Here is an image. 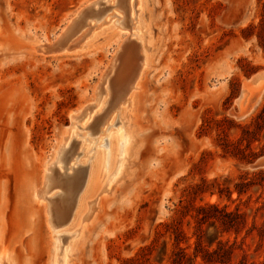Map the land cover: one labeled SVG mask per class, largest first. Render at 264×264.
Listing matches in <instances>:
<instances>
[{
  "label": "rangeland",
  "instance_id": "1",
  "mask_svg": "<svg viewBox=\"0 0 264 264\" xmlns=\"http://www.w3.org/2000/svg\"><path fill=\"white\" fill-rule=\"evenodd\" d=\"M111 4L0 0V254L7 251L13 264H55L56 242L62 250L69 245L64 238L72 233L61 226L52 230L45 212L48 202L36 194L56 160L59 171L70 177L88 166L86 181L94 176L97 191L103 189L97 220L87 225L88 236L79 244L74 264H125L135 256L142 264H172L174 237L166 224L175 219L189 237L182 245L190 246L191 252L199 234L212 241L213 248L222 241L229 250L223 262L199 257L191 264H264V128L244 132L264 106V91L244 111L242 101L258 87L251 83L239 101L249 79L264 70V27L259 25L264 0L136 2L134 27L142 22L138 36H146L153 52L135 93L131 124L147 138L131 159L129 170L134 174L128 173L109 192L125 159L127 129L118 111L99 121L102 113L95 111L111 107L100 106L106 94L105 99L112 100L109 81L118 92L122 87L129 40L100 83L118 46L132 31L123 26L127 13L112 10ZM107 10L117 15L99 28L90 46L59 51L50 46L65 43L80 21L100 25L103 20L95 16ZM99 87L107 93L96 110L69 130L64 153L70 151L71 140L73 148L78 147L66 166L55 156L71 116L94 100ZM229 140L240 144L253 161L226 153ZM98 150L101 165L94 171ZM214 178L229 191L220 193L216 185H209L213 194H192L191 186ZM59 191L63 188L47 196ZM191 202L216 203L219 209L211 211V221L200 222L192 216L194 209L180 215Z\"/></svg>",
  "mask_w": 264,
  "mask_h": 264
},
{
  "label": "bare ground",
  "instance_id": "2",
  "mask_svg": "<svg viewBox=\"0 0 264 264\" xmlns=\"http://www.w3.org/2000/svg\"><path fill=\"white\" fill-rule=\"evenodd\" d=\"M108 1H110V3L113 1V4H111L112 10L120 9L127 13V15L129 16L128 17L129 19L127 20L128 21L127 23L123 24V26L132 29V31L128 34L127 37L123 38L122 44L118 46L116 52L114 53L112 57L111 63L108 65L107 70L102 75V80H101L100 85L103 82L104 76L108 74L109 68H111L112 66H115L117 54L124 47V45H126L125 43H128L127 41L129 40L130 45L129 47H126L127 50L129 49L127 51L129 53L126 54L128 57L126 58L127 59V71L125 74L126 76H122L123 78L122 87L119 92H118L119 89L114 84V82L110 83L109 81V85H110L109 91L111 92V96H112L111 101H107L105 99L107 97V94H106L107 90L99 87V89L97 88L96 90L94 100H92L91 103H89L85 107H82L80 111H77L76 113L72 114L70 126L66 129L64 133L65 135L62 138V143L60 144L57 150L55 159L59 160L61 158L62 160L66 161V164H65L66 166L69 164V160L73 157L75 153H77L76 149L78 147L76 146L73 148V145H71L73 140H71V142L69 143V146H71L70 151L68 153H64L65 142L67 141V137L70 136L69 130L72 128V126L76 122L81 121L83 118H85L87 114H89L93 110H96L94 109L96 108V103L98 104V100L100 99V97L103 96V94H106L102 100V104L100 103L101 105L100 104L99 105L102 106L105 104L107 105L110 104L111 107H109V109L105 111L106 114H104L105 113L104 107L103 108L100 107L102 109L96 110L95 111L96 114L102 113L100 116H98L97 121H99L100 119H107L110 116L111 114L110 112L112 110H113L112 112L118 111L119 114L122 116V119L125 120V121L123 120V122L125 123V126H126L125 128L127 129V143L125 144V149H124L125 159L121 161L122 166H121V169L119 170V173L114 178L113 186H111L108 189L109 192H112L113 190L112 188L118 185L120 182L122 183V180L126 178L125 176L128 173L131 174L130 176H132V173L134 174L133 172L134 169L129 170L130 166L132 165L131 159L133 155H136L135 153H137L139 149L144 147L145 142H146L147 135H144V133H142L141 130H139V128L136 127L135 125L133 128L131 121L134 120L132 117V111L134 109L135 93H136V90L140 88V80L144 72L150 65L151 56H152L153 51H151V48L149 46L150 42L146 41V36L145 35L138 36L139 31L143 27L142 22H141L142 26L134 27L136 23H134L135 17H132L133 9H134V5L136 4V2L140 3V0H135L134 2H132V0H108ZM115 14H116L115 12L108 11V12H103L102 14H97L96 16L94 15L100 21L103 20L101 21L102 23L99 22L101 23L100 25L91 24L89 22L85 24V23H82L83 21L82 22L80 21L76 23L75 26L73 25L71 36L68 37L65 43H63L61 46H58L57 45L58 41L50 42V46L51 47L53 46L55 48V51L58 49H61L62 47L63 48L68 47L70 49L79 47L81 49V48L90 46L95 40L96 36L99 35L100 33L98 32L99 28L103 26L106 22H108V19H111ZM105 18H107V20ZM87 20H88V17L86 18V21ZM133 28L136 30L135 32ZM80 49H76L75 51L80 50ZM263 74H264L263 71L259 72L258 75L254 74L252 78L249 79L248 81L249 86L243 87L242 93L239 97V101H241L242 98H244V95L247 92V88L250 87L251 83H255L258 85V87L254 90V92H251V96L249 98H245L242 101L243 105H245L243 107L244 111L249 110L251 107H253V105L256 104L259 100L258 95L262 91H264V75ZM114 96H116L115 100H114ZM96 114L94 115L93 118H96ZM112 116H114V114ZM116 146H117L116 140L114 137H112L110 141V148L114 150V154L116 151ZM95 156H97L96 158L97 160L96 161L94 160L95 161L94 165L91 166L94 171L97 170L99 166L101 165L102 152L98 150ZM133 158H135V156ZM113 160L114 161H112L111 165H115V158H113ZM56 162L57 161L54 160L53 162L49 164L48 166L49 173L47 172L46 174H44L43 182L38 187L36 194L39 198L43 197L48 202L46 203V206H45V212L47 215V222L51 226L52 230H55L56 228L61 226L65 228L64 230L65 232L67 231V232L72 233L70 234L69 237L64 238V243L65 244L68 243L69 245L65 247L63 250L61 249L62 246L60 245V243L56 242L57 249L55 252L56 256H55L54 263L55 264H74L76 250L79 244L82 241H84L86 237L88 236L86 235L87 225L97 220V214L98 212H100L98 211L100 210L98 209V203L100 202L99 194L103 191V189L101 188L100 191L98 190L99 191L98 193L97 185H95L94 176L88 177L86 181L85 178L87 175V171L89 170L88 166H86V168L80 167L81 169L79 168L80 170L77 172V176L70 177L59 171L61 168L56 166ZM74 165H71L69 168L73 169ZM133 167H135L134 164H133ZM69 168L67 169L69 170ZM94 186H95V189H94ZM56 188L57 189L63 188V191L56 192L54 195L52 194V196L48 197L47 196L48 191H50L51 193L52 190L54 191ZM96 192L98 193L97 196H96ZM53 235L58 237L59 233H54ZM61 252L65 253L62 259L60 257ZM0 264H13V260L10 257V254L5 250L0 254Z\"/></svg>",
  "mask_w": 264,
  "mask_h": 264
},
{
  "label": "trees",
  "instance_id": "3",
  "mask_svg": "<svg viewBox=\"0 0 264 264\" xmlns=\"http://www.w3.org/2000/svg\"><path fill=\"white\" fill-rule=\"evenodd\" d=\"M261 1V0H259ZM261 28L264 27V18L259 23ZM261 47L264 50V36L263 40L261 41ZM251 126H254L255 129H253ZM251 126L246 127L245 133H253L256 129L264 128V106L262 107L261 111L256 115L254 118L253 123ZM244 139V136L241 137L238 141L241 142ZM229 143V148L225 150L226 153H231L233 156L238 157L241 160H248L249 162H252L253 159L246 158L247 154L243 151L240 144L235 145L234 141L229 140L227 142V145ZM235 145V146H234ZM232 146V148H230ZM209 185L217 186L219 192L222 191H229V187L225 185L224 183H220L218 181V178H214L211 181H208L207 179H202L201 183H196L193 186H191V192L193 195L210 192L211 194L214 193V190H211V188H208ZM238 192H241V190H238ZM194 209L197 213L196 215H192L195 219H197L200 222L205 221H211L212 218L215 216V214H211L212 210L219 209L218 204L216 203H203V204H195L194 202H191L190 204H187L185 206V209H181L180 215L184 216L187 213H190V211ZM181 221L179 219H175L174 221H171V223H167L166 226H168L170 229H172V234L174 237V244H175V250L174 254L176 257L172 258V264H191L194 262V260L198 259L199 257L202 258L204 262H223L222 257L223 255L227 254L229 250L224 246L221 245L222 241L219 242L218 248H213V242L212 241H205L202 234L198 235L197 241H196V249L195 252H191L189 250L188 245L183 246L182 242L187 241L189 237L187 236L186 231L181 227ZM221 255V256H220ZM125 261V264H142L140 259L138 257H131L128 258Z\"/></svg>",
  "mask_w": 264,
  "mask_h": 264
},
{
  "label": "water",
  "instance_id": "4",
  "mask_svg": "<svg viewBox=\"0 0 264 264\" xmlns=\"http://www.w3.org/2000/svg\"><path fill=\"white\" fill-rule=\"evenodd\" d=\"M261 71H263V72H264V70H261ZM261 71H259V72H261ZM259 72H257L255 75H258V73H259ZM263 75H264V74H263ZM241 93H242V91H241ZM245 94H246V93H245Z\"/></svg>",
  "mask_w": 264,
  "mask_h": 264
}]
</instances>
